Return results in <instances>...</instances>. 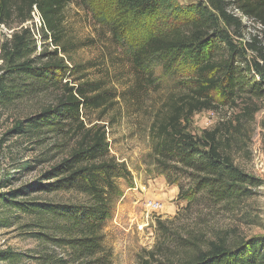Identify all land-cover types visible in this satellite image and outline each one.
<instances>
[{
  "label": "trees",
  "instance_id": "16d2710c",
  "mask_svg": "<svg viewBox=\"0 0 264 264\" xmlns=\"http://www.w3.org/2000/svg\"><path fill=\"white\" fill-rule=\"evenodd\" d=\"M72 6L91 16L96 37L70 33ZM33 13L40 28L26 26ZM244 19L264 25V0H0V28L13 31L2 45L0 110L28 102L39 107L6 136L41 149L34 164L20 170L52 165L18 188L11 187L17 178L0 182V230H20L38 244L26 252L0 250V264L114 263L103 229L121 193L118 181L131 177L126 163L111 154L110 129L122 104L143 111L149 163L179 188L184 212L202 202L239 213L255 198L264 182L235 157L250 140L248 125L259 111L252 101L264 96V54L241 42ZM96 44L111 56L105 64L121 70L114 88L106 79H88L97 66L73 59ZM75 75L83 83L72 85ZM164 82L170 89L161 93L157 87ZM44 98L53 100L39 105ZM240 100L245 106L234 121L201 135L191 131L196 115ZM202 218L183 232L173 229L175 220H158V243L142 252L138 264H264V236L231 242L227 231Z\"/></svg>",
  "mask_w": 264,
  "mask_h": 264
},
{
  "label": "rangeland",
  "instance_id": "374dc122",
  "mask_svg": "<svg viewBox=\"0 0 264 264\" xmlns=\"http://www.w3.org/2000/svg\"><path fill=\"white\" fill-rule=\"evenodd\" d=\"M179 1L189 4L197 0ZM35 16L36 19L28 22L26 26L41 27L39 22L42 23V21L39 14L36 13ZM67 17L68 30L76 38L96 37L91 16H87L79 7H70ZM244 26L241 42L244 45H253L264 54V25L254 20L244 19ZM12 32L6 27L0 28V68L3 65L2 45ZM50 50H53V47ZM116 52L121 54V50ZM250 55L252 56L251 52ZM73 59L78 66L92 63L98 67L87 72L89 80L100 82L106 79V82L109 81L108 84H111L110 88L116 87L112 84L113 79L121 70H117V73L115 69L105 64L111 62V56L108 55L106 47L97 44L86 47L74 54ZM79 78L80 75L69 77L72 85L83 83L78 82ZM169 84L164 82L157 88L161 93H165L170 89ZM153 95L151 91L149 99L155 96ZM51 100L53 99L44 98L39 100L38 104L50 103ZM252 103L259 108V111L255 114L253 123L248 125L250 140L246 141L242 148L240 146L241 150L237 151L235 159L247 173L264 182V96L261 100L254 99ZM216 105L218 107L216 110L206 111L194 117L190 124L194 134L201 135L204 130L212 129L221 121H234L242 113L245 103L240 100L236 106L222 103ZM119 108L121 116L116 118V126L110 129L111 154L120 162L126 163L131 177L118 181L121 193L116 198L103 229L104 245L113 252V264H138L142 252L152 250L158 243L160 238L157 230L158 220L163 222L175 220L173 229L183 232L185 227L197 228L204 216L212 227L227 231L231 242L264 236V188L256 191L255 198L248 200L239 213L211 208L202 202L184 212L186 204L178 200L179 188L170 186L149 163L148 155L151 151V143L147 137L149 122L143 111L138 114L124 104L119 105L117 109ZM38 110L39 107L35 102L0 110V143L3 145L0 149V182L7 177L17 178L11 186L12 189L31 182L52 167L51 164H45L32 171L20 170V168L32 166L33 160L41 153V149H37L27 140L6 136L17 121L24 120ZM97 119L96 114L91 118L92 121ZM108 121V119L104 120L107 127ZM5 139L6 141L3 142ZM237 140H239L238 136ZM22 233L16 229L0 230V250L12 248L26 252L36 249L38 244L26 239Z\"/></svg>",
  "mask_w": 264,
  "mask_h": 264
},
{
  "label": "built area",
  "instance_id": "2783aa9c",
  "mask_svg": "<svg viewBox=\"0 0 264 264\" xmlns=\"http://www.w3.org/2000/svg\"><path fill=\"white\" fill-rule=\"evenodd\" d=\"M33 14H34V17H35V19H36V16H35V15H36V13H33ZM39 23H40V25H41V22H39ZM37 38H38V37H37ZM38 40H39V39H38Z\"/></svg>",
  "mask_w": 264,
  "mask_h": 264
}]
</instances>
